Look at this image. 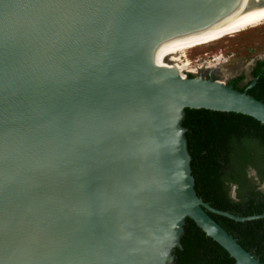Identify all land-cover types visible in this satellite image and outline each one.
Returning <instances> with one entry per match:
<instances>
[{"label": "water", "instance_id": "water-1", "mask_svg": "<svg viewBox=\"0 0 264 264\" xmlns=\"http://www.w3.org/2000/svg\"><path fill=\"white\" fill-rule=\"evenodd\" d=\"M263 32L264 0H0V264H172L186 219L260 264L207 212L264 216L197 197L188 125L264 104L165 67Z\"/></svg>", "mask_w": 264, "mask_h": 264}, {"label": "trees", "instance_id": "trees-1", "mask_svg": "<svg viewBox=\"0 0 264 264\" xmlns=\"http://www.w3.org/2000/svg\"><path fill=\"white\" fill-rule=\"evenodd\" d=\"M263 66L264 59L257 61L250 72L253 86L248 87L251 80L237 85L242 74L228 85L264 104ZM188 136L197 197L211 208L234 216H264V193L255 190L246 177L247 168L252 167L258 181H264V126L244 117L200 112L188 125ZM207 215L264 264V217L238 222L208 212ZM181 238L184 253L172 264H235L189 219L184 222Z\"/></svg>", "mask_w": 264, "mask_h": 264}, {"label": "rangeland", "instance_id": "rangeland-1", "mask_svg": "<svg viewBox=\"0 0 264 264\" xmlns=\"http://www.w3.org/2000/svg\"><path fill=\"white\" fill-rule=\"evenodd\" d=\"M264 51V32L241 42L231 47L207 54V55H193L186 59L190 62L189 68L193 69L195 65H200L210 59L211 56L221 54L226 60L219 63L213 71L202 72V76H210L213 80L227 83L232 77L241 73L247 74L249 65L256 59H260ZM204 61V62H203ZM200 67V66H199ZM203 68V65L200 67ZM199 68V69H200ZM186 71V70H185ZM186 72H184V75Z\"/></svg>", "mask_w": 264, "mask_h": 264}, {"label": "flooded vegetation", "instance_id": "flooded-vegetation-1", "mask_svg": "<svg viewBox=\"0 0 264 264\" xmlns=\"http://www.w3.org/2000/svg\"><path fill=\"white\" fill-rule=\"evenodd\" d=\"M263 59H264V51H263V54H262V56H261L260 59H256V60H254V61L249 65V69H248V72H247L246 75L243 74V73H241V74L243 75V79H242L241 81H239L237 85L242 86V85L245 84L246 82L250 81V80H251L250 72H251L252 69L254 68L256 62H257V61H260V62H261ZM261 69L263 70V69H264V66L261 67ZM239 75H240V74H239ZM237 76H238V75L232 77L231 79H233V78H235V77H237ZM231 79H229V80L227 81V83H226L227 85H228V82H229ZM252 81H254V80H251V82H252ZM228 86H230V85H228ZM255 172H256L255 169H253L252 167L247 168V170H246V177L248 178L249 183H250L252 186H254V189H255V190L260 191V193H264V181H260V182H259L258 179L256 178V173H255ZM233 193H234V192H233V188H232V191H231V195H232V196H233Z\"/></svg>", "mask_w": 264, "mask_h": 264}, {"label": "bare ground", "instance_id": "bare-ground-1", "mask_svg": "<svg viewBox=\"0 0 264 264\" xmlns=\"http://www.w3.org/2000/svg\"><path fill=\"white\" fill-rule=\"evenodd\" d=\"M218 58L214 59L218 62ZM219 63V62H218ZM190 62L184 58L173 60L166 64L165 69H171L180 77H183V73L186 71H193V69L189 68Z\"/></svg>", "mask_w": 264, "mask_h": 264}, {"label": "built area", "instance_id": "built-area-1", "mask_svg": "<svg viewBox=\"0 0 264 264\" xmlns=\"http://www.w3.org/2000/svg\"><path fill=\"white\" fill-rule=\"evenodd\" d=\"M216 58H218L217 60H218L219 63L225 62V60H226L221 54L213 55V56L210 57V59H207L205 63L200 64V65H195L194 68H193V71H185L186 74L184 75V73H183V77L186 76L187 74L196 75L198 70H199V68L201 67V65H203V67H205V68H215L219 64L216 60H214Z\"/></svg>", "mask_w": 264, "mask_h": 264}]
</instances>
